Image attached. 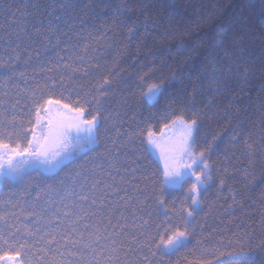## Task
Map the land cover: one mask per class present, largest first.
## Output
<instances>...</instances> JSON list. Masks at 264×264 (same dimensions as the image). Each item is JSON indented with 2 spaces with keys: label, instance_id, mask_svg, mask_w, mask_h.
Listing matches in <instances>:
<instances>
[{
  "label": "trees",
  "instance_id": "1",
  "mask_svg": "<svg viewBox=\"0 0 264 264\" xmlns=\"http://www.w3.org/2000/svg\"><path fill=\"white\" fill-rule=\"evenodd\" d=\"M105 77L111 91L101 96ZM53 82L55 98L99 100L106 118L94 150L63 171L30 170L19 182H2L0 215L20 228L17 236L26 228L67 231L60 214L79 212L85 194L98 200L88 202L98 214L87 221L109 228L117 264H147L144 256L155 264H244L237 253L219 255L237 241L252 244L242 253L247 264H264V0H0V120L15 116L17 131L29 127L33 94L46 98ZM153 83L162 90L148 103L144 92ZM193 111L200 113L196 149L205 151L212 178L188 243L157 261L142 244L168 221L156 199L163 168L147 133ZM186 195L187 185L164 189L173 224H184L178 213L189 206ZM65 259L87 264L93 257Z\"/></svg>",
  "mask_w": 264,
  "mask_h": 264
},
{
  "label": "snow or ice",
  "instance_id": "2",
  "mask_svg": "<svg viewBox=\"0 0 264 264\" xmlns=\"http://www.w3.org/2000/svg\"><path fill=\"white\" fill-rule=\"evenodd\" d=\"M226 71L231 73L232 68L227 67ZM243 75L246 77V69ZM57 87V83L53 82L46 98L42 95L37 99L33 94L32 105L35 121L29 120V127L20 124L19 131H17L15 116L12 121L0 120V182L23 180L26 165L36 169L43 167L49 173L56 175L76 163L81 153L94 150L98 133L106 118L101 115L100 101L95 100L93 103L89 99H84L81 102L79 98L75 101L69 98V102H64L62 98H55ZM59 87H64L62 81ZM98 88L102 90L99 93L101 96H107L111 91V81L105 77L99 82ZM161 90V84L149 85L144 92L146 102H153ZM82 95L90 94L78 93V96ZM61 97H63V92H61ZM199 116L200 113L193 111L188 120L182 116L172 120V125L179 127L180 136L165 156L164 168L160 173V195L156 197L158 204L165 212V220L168 222L163 226H157L156 236L146 237V241L150 243L142 244V247L150 250L151 256L157 261H162L164 256L179 251L188 243L192 219L202 211L200 208L201 193L207 189L208 182L212 178L205 151L196 149L197 133L200 130ZM5 125H11L13 130L7 131ZM164 127L168 128L170 125L165 124ZM212 139L214 141L216 138ZM147 143L153 149H159L163 154L164 150L154 139V133L151 131L147 133ZM248 147L251 149L252 145L248 144ZM185 185H187L185 202H188L189 206L184 207L183 203L181 204L180 213H178L184 219V224L181 226L178 223H171L163 192L165 188L183 189ZM36 198L39 199V196L37 195ZM79 200L84 202L79 205V212L64 211L60 214V218L67 221V231L57 232L53 229L37 235L41 232L40 229L33 232L26 228L21 236H17V233L21 231L20 228L8 225L6 216L0 215V223L14 228V231L7 233L0 228V264H71L65 256L74 255L79 260L92 256L93 259L87 264H100V261L95 259L97 254L104 264H117L120 259V249L116 247L117 242L109 232V228L107 226L100 228L99 225H93L87 221L90 215L98 214V209L95 207L92 211L87 210L88 202L92 206H97L98 200L85 194H81ZM172 203L175 204V201ZM73 206L76 207L75 203ZM104 207L105 205L99 204V208ZM60 218H53L57 227L60 226ZM78 224H82L84 231L77 229ZM89 229L93 231L89 233V238L85 239L84 232ZM114 232L115 228L112 229V233ZM28 237L35 239L30 240ZM37 243L41 245L39 248L36 247ZM231 243L229 241V244ZM260 243L264 245V241ZM251 247L250 241L246 244H240L237 241V246L221 251L219 255L237 253L238 261H244V264H247L242 253L246 248ZM143 259L147 261V264H155V261L149 259L148 256H144Z\"/></svg>",
  "mask_w": 264,
  "mask_h": 264
},
{
  "label": "rangeland",
  "instance_id": "3",
  "mask_svg": "<svg viewBox=\"0 0 264 264\" xmlns=\"http://www.w3.org/2000/svg\"><path fill=\"white\" fill-rule=\"evenodd\" d=\"M168 125H170V127H168V128L163 127V129L159 133L153 132L154 133V139L158 143H160L161 148L164 150L163 154L161 153V151L159 149H153V147L151 145H149L153 155L160 162L162 168H164L165 156L168 154L169 148L172 146V144L180 136V129L178 126L172 125V123H170ZM161 132H163V135H161ZM209 166H210V164H209ZM25 169H26V171L39 170L45 174H51L46 169H44L43 167L36 169V168H32V167H29L26 165ZM210 169H211V166H210ZM1 184H2V182H0V186H1Z\"/></svg>",
  "mask_w": 264,
  "mask_h": 264
}]
</instances>
